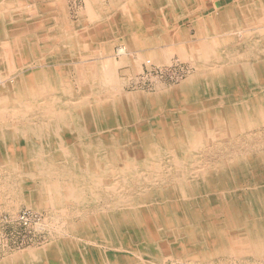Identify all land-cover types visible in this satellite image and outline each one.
Instances as JSON below:
<instances>
[{
  "label": "bare ground",
  "instance_id": "bare-ground-1",
  "mask_svg": "<svg viewBox=\"0 0 264 264\" xmlns=\"http://www.w3.org/2000/svg\"><path fill=\"white\" fill-rule=\"evenodd\" d=\"M14 2L0 8V72L12 73L9 83L7 77L0 78V149L4 145L13 148L17 140H24L27 165L33 166V171L42 172V176L50 172L64 176L67 170L80 173L90 196H84L85 192L76 187L66 188L67 195L79 204L97 199L94 187L118 193L117 203L121 204L116 206L117 212L113 217L104 216L110 224V219L114 222L115 231L128 220L148 216L152 207L144 206L149 203L155 205L153 213L157 217L162 212L167 214L176 221L175 229L184 230L188 236L186 246L173 242L166 245L168 253L178 257L186 253L185 258L199 257L201 262L216 256L264 260V153L213 165L202 161L199 155L214 142H226L264 124V0L235 1L211 9L204 17L198 14L204 5L198 9L187 5L182 16L195 31L193 40H188L182 26L171 24L172 15L165 10L168 6L174 12V22L182 17L175 15V0L109 1L115 5L111 15L112 8H98L99 1L93 7L87 0L89 23H103L110 18L115 25L107 28V40L99 42L96 49L101 61L96 67H87V79L94 78V82L79 84L77 91L70 90L49 65H26L25 73L17 66L12 70L13 65L10 70V63L7 68L1 67L13 37L17 47L29 37L28 31L9 38L5 35L12 27H27L29 20L25 2ZM74 28L72 24L56 29L59 36L48 47L53 56H44L39 62L62 60L61 52L74 54ZM6 39L10 40L8 44ZM114 44L119 45L115 53L121 59L118 63L111 59ZM42 47L40 51L47 52ZM134 51L139 53L132 57L133 61H144V55L148 56L143 62L148 69L154 64H168L169 55L176 52L189 60L194 75L178 89L153 95L123 94L116 70L128 63V55ZM36 116L41 122L37 126L41 131L36 133L42 134L41 140L46 143L37 149L41 150L40 162V152L32 148ZM4 119H11L10 128L3 127ZM19 121L24 123L22 128L16 125ZM48 148L56 158L66 159L65 173L49 168L58 159L50 157ZM128 174L136 175L139 183L144 184L132 197L119 193L128 186ZM167 174L174 176L175 189L146 188L149 182H159ZM27 177L32 179V173ZM160 203H165V207L160 208ZM119 218H124V225L116 224ZM135 225L139 229L140 225ZM105 226L104 230L113 229ZM162 228L156 229L159 237L165 236ZM148 243H141L139 248L129 247L126 252L139 251L144 257L152 256L157 263L159 257L153 256L152 251L158 243ZM73 251V245L57 241L40 250L9 256L0 264H77L70 256Z\"/></svg>",
  "mask_w": 264,
  "mask_h": 264
},
{
  "label": "rangeland",
  "instance_id": "rangeland-1",
  "mask_svg": "<svg viewBox=\"0 0 264 264\" xmlns=\"http://www.w3.org/2000/svg\"><path fill=\"white\" fill-rule=\"evenodd\" d=\"M0 1V8L2 7V9H5V6L15 4V0ZM22 1L25 2L27 6L26 9L29 10L26 14V16L29 17L27 28L30 26L31 28L28 30H26L27 28H19L16 29V33L22 35L27 31L32 33L36 30V32L39 33L38 29L40 22H42L47 26V31H45L47 37L42 36V38H40L39 34L33 36V39L28 37V41L25 45L23 39L16 53V66L20 71L25 73L27 70L23 66L26 65H28V68H30V66L32 68L35 66L36 68L42 64L52 66L54 72L59 73L56 76L62 78L63 81L65 80L64 83H66L70 90L73 89L72 91H77L79 84L81 86H86L90 82H94V78L91 80L87 79V67H96V64L101 61V57H99L101 55L97 54L98 52L96 53V49L98 45L107 40L108 34H106V30L109 26L111 27L112 24L115 25V23H113L114 20L111 22L109 18L103 23L99 22V20L89 23V19L91 18L87 14V0ZM98 1L100 5H98ZM109 1L115 2V0H89V2L93 4V7L98 5L97 7H101V9H103V7L112 8L109 13L111 15V13L114 12L113 8L115 5H110ZM203 1L207 2L210 0H175L177 11L175 15H184L186 13V6L190 4H192L195 9H198L202 6ZM235 1L240 2L242 0H220L221 7L217 4L214 8L220 9ZM147 7L148 10L151 9V7ZM143 8L146 10V7ZM168 9L165 10L170 11L168 13L172 15L170 20L171 24L174 23L175 25L178 24L182 26L188 40H193L195 31L191 28L187 18H183L182 16L180 18H183V20L180 18H178V20L175 19V23L173 21L174 12L172 14V9H170L169 6ZM210 10L211 7H207V9L202 7L200 12H197H199L198 14H200L201 17H204ZM142 13L145 14V11ZM91 16L96 15L91 14ZM118 22L117 20V23ZM72 24L75 25V43L77 44L75 53L72 54L68 52L67 54L61 52L60 56L62 53L64 56L62 60L57 59L59 58L58 54L55 57L57 59L56 61L51 60L50 62V60H48L49 63H40L39 61H41L44 56L49 58L53 56L52 50L48 47H50V41L54 43L59 36L56 29L59 27L66 29L70 27V25L72 26ZM43 33L42 31V34ZM190 43L191 42H189V45ZM165 44L168 45L167 43ZM40 46H43V49L46 47L47 52H44V50L40 51ZM162 46H164V44ZM118 47L119 45L114 44L111 53V59L117 63L121 60L120 57L115 55ZM138 53L139 51L131 52L133 56L128 53V63H124L122 66L119 65L116 70V76L120 80V89L123 94L129 95L134 94V92H141L145 95H153L159 91L178 89L194 75L195 69L189 60L186 58L184 59L176 52L169 55L170 58L168 62L170 63L172 59V63H166V65L165 62L160 64L153 63L156 66H151L150 69L146 68L143 64L148 56L144 55V61H139L135 59ZM134 56L135 61L132 59ZM179 59L181 61H179ZM22 67L24 69H22ZM78 73H80L82 77L77 78ZM7 74V71L0 72V78L6 79L7 77L6 81L8 80L7 83H9L11 82L10 75L12 73L10 75L8 74L9 77ZM36 117L37 118L34 117L33 119L36 127L32 128L34 131V137H32L35 142L33 143L32 141V148H35L37 151L38 147L42 144L45 146L46 143L41 140L42 134L36 133L41 131V129H39L40 127H37L41 122L38 116ZM50 119L51 116L48 114L46 121L49 122ZM4 121L6 124L3 125V127L10 128L12 124L11 119H4ZM16 125L22 128L24 123L23 121H19ZM24 143V140H17L15 145L16 148H14L15 146L12 148L11 146L4 145L5 150L2 149L0 151V261L6 258L9 259L11 256L18 253L24 254L28 251L40 250L55 244L57 241H63L66 244L73 245L74 251L70 256L73 257L74 262H77V264H114V256L119 254V251H127L129 247L139 248L140 245L142 246L141 243L148 245L150 244L148 243L149 240L151 244L158 243V245L154 246V250L157 251L156 254L159 257L158 264H264V260L262 259L249 258L239 260L227 257L220 258L217 256L211 258L209 261L201 262L202 260H200L199 257L195 259L190 257L185 258L184 256H186V253L185 255L183 254L184 256H181L184 258H181L175 254L166 252L168 250L165 249V246L170 242L174 244L181 243L186 246L188 236L185 235L184 230L179 232L175 229L173 225L176 221H173L174 219H169L170 217H168L167 214L162 212L159 215L160 218L157 217L156 213H153L155 205L153 206L149 203L144 206L145 208L152 207L149 209L152 211L148 216L144 219L141 217V219L132 220L133 222L128 220L126 225L130 227L125 225L121 227L122 229L120 228L118 231H115L113 228L114 222L110 219V224L107 221L109 218L105 219L104 216L109 215L113 217L117 212L118 209L116 206L121 204L117 203L116 197H118V193L107 191L106 189L104 190L100 186L94 187L93 191L97 199L93 201L86 200L84 204H79L71 196L67 195L66 188L73 186V188L76 187L85 192L84 196H90V190L85 189V182L82 180L80 173L74 170H67L65 173L64 171L66 170L64 169L68 168L66 166V159L56 158V154H52L53 150L48 148L50 157L52 156L58 159L54 161L56 164L49 168L61 171V173H65L66 175L61 176L60 173L53 175V173L50 172L42 176V172H35L32 170L34 169L33 166L30 167L27 165V163L29 164V158L24 154ZM1 147L3 148V145ZM38 152H40V154L37 159L38 162H40L41 150L39 149L37 153ZM262 153H264V124L238 134L226 142H214L212 145L202 149L199 155L202 161L210 162L213 165L223 161H232L236 158H255ZM53 158L51 159L53 160ZM29 169H31L32 172L28 171ZM28 173H32V179L27 177ZM127 176L128 186L126 190L119 191V193L132 197L141 191L144 184L139 183L136 175L128 174ZM118 181L120 182L121 180L119 179ZM175 183L174 176L167 174L165 179L159 182H149L146 188L151 189V191L166 188L175 189ZM159 205L160 208L165 207V203H160ZM24 212L27 218L26 223L20 220V216L25 214ZM137 217L138 216H136V218ZM123 219L124 218H119V222L116 224L124 225ZM181 222L184 223V220H181ZM136 223L140 225L139 229L134 228ZM104 225H106L105 227L109 226V228L113 229L108 231L104 230ZM159 226L163 227L161 231L165 234L164 237L156 235V229L159 228ZM132 241L136 243V245L133 244ZM126 253L127 252L124 254Z\"/></svg>",
  "mask_w": 264,
  "mask_h": 264
},
{
  "label": "crops",
  "instance_id": "crops-1",
  "mask_svg": "<svg viewBox=\"0 0 264 264\" xmlns=\"http://www.w3.org/2000/svg\"><path fill=\"white\" fill-rule=\"evenodd\" d=\"M219 5V7H221V5H220V0H210V1H207V2H203V4L202 5H204L203 7H205L206 9H207V7H211V9H213L214 8V6L215 5ZM44 21V20H43ZM28 26V25H27ZM13 29H10V32H9V30L7 29V33L5 34V35H7V38H9L10 37V35L13 37V36H15V34H16V29H15V27H12ZM27 27H24V29H26ZM31 28V26L30 27H28L26 30H28V29H30ZM0 29H1V26H0ZM37 31V30H36ZM30 32L29 33V38H34L33 36H37L38 34H40L39 35V37L40 38H42V36H45V37H47V33L45 32V31H47V26H46V24H44V23H42V22H40V26H39V29H38V31H39V33L38 32ZM42 31L44 32L43 33V35H42ZM29 32V31H28ZM25 33H27V32H25ZM24 33V34H25ZM5 35H4V39H5ZM7 40V39H6ZM9 41L10 40H7V41H4L5 42V44H8L9 43ZM28 41V36L26 37V41H25V39H24V45L26 44V42ZM29 43V42H28ZM17 46H16V44H15V39H14V37H13V40H12V45H11V47L10 48H7V50H6V48H5V50H6V54H7V52H8V54H7V56L9 55L10 57H5L4 58V62L2 61V64H1V67H3V68H7V66L9 65L8 63H10V66H9V69H10V67H11V69L12 68H14V69H12V70H14L15 71V67H16V53H17ZM8 59V60H7ZM6 61H8L7 63H6ZM11 61H12V63H11ZM5 64V65H4ZM9 69H8V71H9ZM10 69V70H11ZM13 71V72H14ZM13 74H15V72L13 73ZM5 150V149H4ZM0 151H1V149H0ZM126 251H119V254H117V255H115V256H117V257H115L114 256V261L113 262H115L114 264H158L159 263V260L157 261V263H155V260L156 259H154L152 256L151 257H149V256H146V257H144L145 255L143 254V253H141V252H139V251H135V252H133V253H130V252H127L126 254H122V253H125ZM140 254V255H139ZM156 255V252H155V250H153V256H155ZM124 256V257H123ZM143 256V257H142ZM148 257V258H147ZM151 258V259H150ZM152 258H153V260H152ZM159 259V258H158ZM106 260V259H105ZM117 260V261H116ZM104 261V260H103ZM152 262H154V263H152ZM111 263V262H110Z\"/></svg>",
  "mask_w": 264,
  "mask_h": 264
},
{
  "label": "built area",
  "instance_id": "built-area-1",
  "mask_svg": "<svg viewBox=\"0 0 264 264\" xmlns=\"http://www.w3.org/2000/svg\"><path fill=\"white\" fill-rule=\"evenodd\" d=\"M24 213H25V212H24ZM20 220H21L23 223H26V222H27L26 213H25V214H22V216H20Z\"/></svg>",
  "mask_w": 264,
  "mask_h": 264
}]
</instances>
